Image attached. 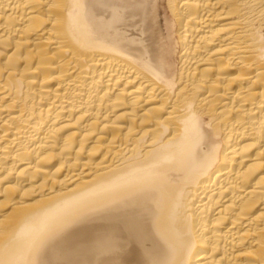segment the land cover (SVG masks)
I'll return each instance as SVG.
<instances>
[{"label": "bare ground", "instance_id": "obj_1", "mask_svg": "<svg viewBox=\"0 0 264 264\" xmlns=\"http://www.w3.org/2000/svg\"><path fill=\"white\" fill-rule=\"evenodd\" d=\"M0 264H264V0H0Z\"/></svg>", "mask_w": 264, "mask_h": 264}]
</instances>
